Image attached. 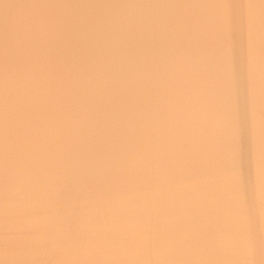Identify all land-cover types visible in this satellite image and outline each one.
Masks as SVG:
<instances>
[{"label": "bare ground", "instance_id": "6f19581e", "mask_svg": "<svg viewBox=\"0 0 264 264\" xmlns=\"http://www.w3.org/2000/svg\"><path fill=\"white\" fill-rule=\"evenodd\" d=\"M44 12L47 108L15 87ZM234 202H264V0H0V264L5 243L20 264H217L209 208Z\"/></svg>", "mask_w": 264, "mask_h": 264}, {"label": "clouds", "instance_id": "9594fccd", "mask_svg": "<svg viewBox=\"0 0 264 264\" xmlns=\"http://www.w3.org/2000/svg\"><path fill=\"white\" fill-rule=\"evenodd\" d=\"M46 9L48 6H39ZM222 9L216 18L218 32L224 19L232 10L230 5H218ZM48 13L41 14V18L32 24L20 37L19 44L22 49L34 53L33 63L29 70H21L16 79L17 94L29 103L36 102L38 106L47 108L48 101L54 92L61 86V81L54 77L47 61L46 53L51 44L54 26L48 19ZM4 90L7 103L9 80L7 75L4 80ZM15 193L19 197L16 208L19 212L28 206L27 188L23 180L18 179ZM9 204L6 199L3 208L5 217V234L7 233V217ZM209 220L213 225L214 244L219 259L217 264H264V240L257 238V230L264 232V202H261L256 213L249 216L243 207L234 202L228 214L219 213L209 208ZM7 240V237H5ZM37 242L39 238H36ZM44 250L29 249L24 253L26 257L41 254ZM107 251H86L81 258H66L61 264H106ZM3 264H20L18 256L10 252L7 243L3 251Z\"/></svg>", "mask_w": 264, "mask_h": 264}]
</instances>
